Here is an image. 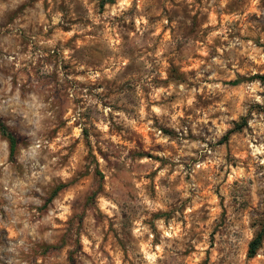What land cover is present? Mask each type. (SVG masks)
I'll list each match as a JSON object with an SVG mask.
<instances>
[{
    "label": "rangeland",
    "instance_id": "1",
    "mask_svg": "<svg viewBox=\"0 0 264 264\" xmlns=\"http://www.w3.org/2000/svg\"><path fill=\"white\" fill-rule=\"evenodd\" d=\"M260 76L264 0H0V264H264Z\"/></svg>",
    "mask_w": 264,
    "mask_h": 264
},
{
    "label": "trees",
    "instance_id": "2",
    "mask_svg": "<svg viewBox=\"0 0 264 264\" xmlns=\"http://www.w3.org/2000/svg\"><path fill=\"white\" fill-rule=\"evenodd\" d=\"M260 78L264 80V76H260ZM235 83L238 84L239 81L237 80L235 81ZM0 129L2 131V134L9 140L11 146V153L14 154L18 143L16 136L12 132H10L8 127L3 123H0ZM263 237V233H261L256 236V238L251 242L249 256L254 257L257 254V251L263 242Z\"/></svg>",
    "mask_w": 264,
    "mask_h": 264
},
{
    "label": "clouds",
    "instance_id": "3",
    "mask_svg": "<svg viewBox=\"0 0 264 264\" xmlns=\"http://www.w3.org/2000/svg\"><path fill=\"white\" fill-rule=\"evenodd\" d=\"M153 259H154V257H153Z\"/></svg>",
    "mask_w": 264,
    "mask_h": 264
}]
</instances>
